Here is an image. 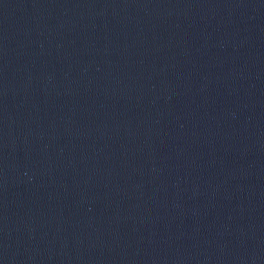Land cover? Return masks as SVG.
I'll list each match as a JSON object with an SVG mask.
<instances>
[{
    "label": "water",
    "instance_id": "95a60500",
    "mask_svg": "<svg viewBox=\"0 0 264 264\" xmlns=\"http://www.w3.org/2000/svg\"><path fill=\"white\" fill-rule=\"evenodd\" d=\"M0 264H264V0H0Z\"/></svg>",
    "mask_w": 264,
    "mask_h": 264
}]
</instances>
